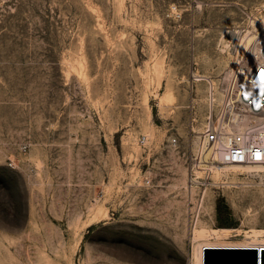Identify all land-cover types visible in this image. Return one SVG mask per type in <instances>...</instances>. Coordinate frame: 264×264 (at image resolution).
I'll use <instances>...</instances> for the list:
<instances>
[{
	"label": "rangeland",
	"instance_id": "1",
	"mask_svg": "<svg viewBox=\"0 0 264 264\" xmlns=\"http://www.w3.org/2000/svg\"><path fill=\"white\" fill-rule=\"evenodd\" d=\"M260 16L264 0H0V264H198L197 227L264 237V168L190 179L209 80Z\"/></svg>",
	"mask_w": 264,
	"mask_h": 264
},
{
	"label": "built area",
	"instance_id": "2",
	"mask_svg": "<svg viewBox=\"0 0 264 264\" xmlns=\"http://www.w3.org/2000/svg\"><path fill=\"white\" fill-rule=\"evenodd\" d=\"M249 32H255L252 43L238 55L221 83L209 80L208 116L193 153L191 182L198 178L195 166L209 174L226 165L264 164V80L260 75L264 71V16L250 20ZM171 140L177 146V137ZM140 142L146 144L147 137L143 135ZM201 208L197 205L195 222Z\"/></svg>",
	"mask_w": 264,
	"mask_h": 264
},
{
	"label": "bare ground",
	"instance_id": "3",
	"mask_svg": "<svg viewBox=\"0 0 264 264\" xmlns=\"http://www.w3.org/2000/svg\"><path fill=\"white\" fill-rule=\"evenodd\" d=\"M254 34H255V32H249V33H246L244 35V38H243V41H242V44H243L242 49H243V51L246 50L247 46H249V44L252 43V41H253V39L255 37ZM206 79H208V78H206ZM210 82H212V83H214L216 85V83L211 78H210ZM230 167H232V169L233 168H256V169H261L262 168L263 169L264 168V164L263 165L255 164V165H226V166H224V168H226V169L230 168ZM214 169L217 170V172H218V170H221L223 168H214ZM191 181H192V179H191ZM196 181H198V180L196 179ZM222 181H224V180H222ZM193 182H194V180H193ZM93 213L94 212H92V214ZM208 228L201 226L199 228L197 227L195 229V231H194V238L193 239L202 240L200 244L197 243L199 245L198 250L197 251L195 250L197 252L198 264H203V247L204 246H215V245H219V246H255V247L264 246V237H260V233H261L260 229L254 230L252 233L246 232L245 236L241 240H221V232L219 231L218 228H216V227L212 228V229H208ZM225 229H228V228H225ZM222 234H223V232H222ZM226 239H227V237H226ZM195 251H194V253H195Z\"/></svg>",
	"mask_w": 264,
	"mask_h": 264
},
{
	"label": "water",
	"instance_id": "4",
	"mask_svg": "<svg viewBox=\"0 0 264 264\" xmlns=\"http://www.w3.org/2000/svg\"><path fill=\"white\" fill-rule=\"evenodd\" d=\"M203 264H264V246H204Z\"/></svg>",
	"mask_w": 264,
	"mask_h": 264
},
{
	"label": "snow or ice",
	"instance_id": "5",
	"mask_svg": "<svg viewBox=\"0 0 264 264\" xmlns=\"http://www.w3.org/2000/svg\"><path fill=\"white\" fill-rule=\"evenodd\" d=\"M260 75H261V79L264 80V71H262V72L260 73Z\"/></svg>",
	"mask_w": 264,
	"mask_h": 264
}]
</instances>
